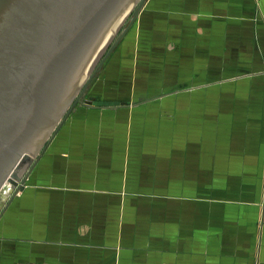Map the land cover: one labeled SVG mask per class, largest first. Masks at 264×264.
I'll use <instances>...</instances> for the list:
<instances>
[{
    "label": "crops",
    "instance_id": "crops-1",
    "mask_svg": "<svg viewBox=\"0 0 264 264\" xmlns=\"http://www.w3.org/2000/svg\"><path fill=\"white\" fill-rule=\"evenodd\" d=\"M149 2L177 89L75 108L0 215L5 263L264 264V0Z\"/></svg>",
    "mask_w": 264,
    "mask_h": 264
},
{
    "label": "water",
    "instance_id": "water-1",
    "mask_svg": "<svg viewBox=\"0 0 264 264\" xmlns=\"http://www.w3.org/2000/svg\"><path fill=\"white\" fill-rule=\"evenodd\" d=\"M146 1L0 0V193L25 189Z\"/></svg>",
    "mask_w": 264,
    "mask_h": 264
},
{
    "label": "rangeland",
    "instance_id": "rangeland-1",
    "mask_svg": "<svg viewBox=\"0 0 264 264\" xmlns=\"http://www.w3.org/2000/svg\"><path fill=\"white\" fill-rule=\"evenodd\" d=\"M149 1L150 0H147L145 2L142 10L140 11L133 25L125 34L121 42L114 49L111 56L107 59L102 70L93 79L85 97H83V104L88 106L90 105L93 106V104L96 102H107V103H115V105H117V103H120L121 105L126 106V104L128 103L137 104L140 102L141 103L146 102L151 99H156L157 97H160L162 95L161 94L162 91L168 89L170 90L177 89V85H176L177 78L175 77L167 78V75H165L166 73L163 71L164 64L162 63V57H161L162 48L161 46L158 45L161 43V39L147 40V31L141 30V28L142 29L145 28L146 21L144 17L146 15V6H148V3L149 5L151 4ZM141 17H143L142 22L140 21ZM128 23L129 20H127L125 24L122 26V29L120 30L117 37L122 33V31L125 29ZM139 29L141 30V35H142L140 37L138 35ZM160 32L158 33L159 35ZM148 38H149V34H148ZM154 44H156V46H151ZM111 45L112 43L107 48H110ZM146 55H154L156 62L149 61ZM99 61L94 67V69L98 68ZM163 74L165 75V78H163ZM174 76H176V74ZM75 110L77 111V109H74L73 112ZM119 123H121L120 125H117L119 130L125 129L124 128L125 124L129 126V123L123 121ZM112 127L113 126H111V128ZM131 129L133 130L132 133L140 136L141 133L137 132L136 126L131 127L129 130ZM64 130L65 128L63 126L60 128L57 134H59V132L60 134H63ZM80 144L81 143H78L76 144V146L77 145L80 146ZM113 145L114 144H110V146ZM144 145H151V143L148 144L145 143ZM49 147L50 146H48L46 150H48ZM11 189H12L11 194L6 198V200H4L5 203L0 209V215L7 206V204L10 203L11 200L16 198L22 192L16 188H13L12 186ZM8 194L9 192H7V195ZM1 200L2 198L0 199V201ZM5 250H7V248L6 249L3 248L2 244L0 243V264H7L5 263V257L3 258L2 255V252ZM76 257L77 259H79L78 256ZM88 258H91L93 260L90 261V263L97 262L95 258V254H92V251H90ZM76 261L83 262L80 259ZM99 262L97 264H99ZM13 264H20V263L15 262Z\"/></svg>",
    "mask_w": 264,
    "mask_h": 264
},
{
    "label": "bare ground",
    "instance_id": "bare-ground-1",
    "mask_svg": "<svg viewBox=\"0 0 264 264\" xmlns=\"http://www.w3.org/2000/svg\"><path fill=\"white\" fill-rule=\"evenodd\" d=\"M7 192H9L8 195H7ZM11 192H12L11 186L9 184H6L5 187L3 188V190L0 193V199L2 198L1 201L6 200V198L11 194Z\"/></svg>",
    "mask_w": 264,
    "mask_h": 264
},
{
    "label": "trees",
    "instance_id": "trees-1",
    "mask_svg": "<svg viewBox=\"0 0 264 264\" xmlns=\"http://www.w3.org/2000/svg\"><path fill=\"white\" fill-rule=\"evenodd\" d=\"M96 103H107V102H96ZM109 104L115 105V103H109ZM117 105H119V103H117Z\"/></svg>",
    "mask_w": 264,
    "mask_h": 264
}]
</instances>
